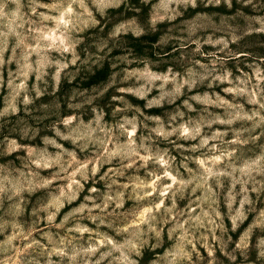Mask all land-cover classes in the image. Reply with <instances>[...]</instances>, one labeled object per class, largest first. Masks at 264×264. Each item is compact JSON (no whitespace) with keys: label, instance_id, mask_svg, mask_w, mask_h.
<instances>
[{"label":"clouds","instance_id":"1","mask_svg":"<svg viewBox=\"0 0 264 264\" xmlns=\"http://www.w3.org/2000/svg\"><path fill=\"white\" fill-rule=\"evenodd\" d=\"M0 264H264V0H0Z\"/></svg>","mask_w":264,"mask_h":264}]
</instances>
